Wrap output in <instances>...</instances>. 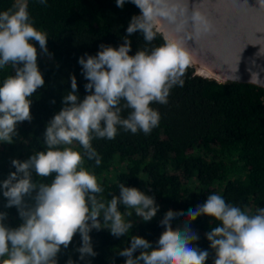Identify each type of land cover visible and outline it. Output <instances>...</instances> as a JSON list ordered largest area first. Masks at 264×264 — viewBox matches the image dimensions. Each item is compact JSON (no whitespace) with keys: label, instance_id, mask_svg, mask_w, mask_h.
Here are the masks:
<instances>
[{"label":"clouds","instance_id":"9594fccd","mask_svg":"<svg viewBox=\"0 0 264 264\" xmlns=\"http://www.w3.org/2000/svg\"><path fill=\"white\" fill-rule=\"evenodd\" d=\"M126 2L140 12L129 21L123 43L118 47L100 44L95 55L85 53L78 59L88 94L81 100L72 75L64 106L46 125V150L23 161L12 159L15 171L0 181L5 207H15L22 221L18 227H9L4 223L7 213L0 212V264H58L62 247L67 249L76 234L81 238L76 251L84 261L97 255L90 236L93 229H107L121 238L133 228V213L149 222L160 209L155 196L124 183L119 185V195L109 192L111 199H107L96 176L82 167L81 153L63 147L78 142L87 158L99 166L93 139H114L118 127L150 134L160 121L159 112L150 105L166 104L170 90L183 86L182 77L192 64L185 41L166 37L161 46L139 48L130 55L132 34L140 32L145 43L151 44L162 21L177 32L191 24L193 39L214 32L212 22L199 10L189 14L186 6L173 0H116V6L123 9ZM258 3L264 5V0ZM47 41L46 33L32 23L27 0L0 12V69L8 64L14 68V74L0 84V141L12 143L18 123L32 120L29 98L45 85L35 44L47 53ZM124 110H130L126 118L121 115ZM33 172L37 177L55 175L51 183H40L33 180ZM120 206L134 210L127 213L129 219ZM202 215L220 221V226L205 234L214 253L212 264H264V208L249 215L218 194L208 195L203 204L186 212L169 209L159 221L163 231L155 247L144 237L132 235L118 255L125 258L124 264H206L210 252L195 246L200 237L190 227ZM180 217L184 220L173 228V221ZM67 264L75 262L70 258Z\"/></svg>","mask_w":264,"mask_h":264},{"label":"trees","instance_id":"16d2710c","mask_svg":"<svg viewBox=\"0 0 264 264\" xmlns=\"http://www.w3.org/2000/svg\"><path fill=\"white\" fill-rule=\"evenodd\" d=\"M14 4L15 0H0V12ZM27 5L34 27L48 37L47 53L35 44L45 85L29 98L32 120L18 123L12 143L0 141V181L15 171L12 159L23 161L34 152L46 150V125L64 106L62 100L71 90L72 75L81 100L88 94L84 87L88 81L78 59L85 53L95 55L100 44L118 47L132 16L140 12L127 2L123 9L118 8L116 0H47L46 4L27 0ZM129 39L130 55L139 48L151 49L165 42L160 33L151 44L145 43L140 32ZM12 74L11 64L0 69V84ZM182 79L183 86L170 90L166 104L150 105L160 114L159 125L150 134H133L118 127L114 139L91 141L101 159L99 166L87 158L78 142H73L71 148L83 157L82 167L96 176L107 199H111L109 192L119 195V185L124 183L155 196L160 209L149 222H133L132 230L121 238L107 229H93L90 236L97 255L84 261L76 251L81 244L76 234L67 249L62 247L58 264H67L70 258L75 264H124L125 258L118 252L129 245L132 235L144 237L155 247L163 231L159 221L166 211L186 212L203 204L211 194L222 196L249 215L264 208V89L247 83L219 84L193 75L191 67ZM129 111L124 110L122 117L126 118ZM54 175L37 177L33 172V180L51 183ZM6 202L0 191V212L7 213L4 223L18 227L22 221L17 209L6 208ZM120 210L125 211L123 206ZM183 220L173 221V228ZM217 226L220 221L205 215L190 224L200 237L195 246L210 252L206 264H212L214 253L205 234Z\"/></svg>","mask_w":264,"mask_h":264},{"label":"water","instance_id":"95a60500","mask_svg":"<svg viewBox=\"0 0 264 264\" xmlns=\"http://www.w3.org/2000/svg\"><path fill=\"white\" fill-rule=\"evenodd\" d=\"M189 14L199 10L214 26L210 36L193 39L189 24L177 32L162 21L160 33L182 39L192 55L193 75L219 84L247 83L264 89V5L258 0H173Z\"/></svg>","mask_w":264,"mask_h":264},{"label":"rangeland","instance_id":"374dc122","mask_svg":"<svg viewBox=\"0 0 264 264\" xmlns=\"http://www.w3.org/2000/svg\"><path fill=\"white\" fill-rule=\"evenodd\" d=\"M72 145H66L65 147H71ZM141 191H143V192H145L146 194H147V192L144 190V189H142ZM128 212H134V210L133 209H127V210H125L122 214L124 215V217H125V219L127 220V219H129V217L127 216V213ZM130 219L133 221V222H135L136 220H140V218L139 217H137L136 215H135V213H133V215L130 217Z\"/></svg>","mask_w":264,"mask_h":264},{"label":"built area","instance_id":"2783aa9c","mask_svg":"<svg viewBox=\"0 0 264 264\" xmlns=\"http://www.w3.org/2000/svg\"><path fill=\"white\" fill-rule=\"evenodd\" d=\"M16 3H18V0H15Z\"/></svg>","mask_w":264,"mask_h":264}]
</instances>
